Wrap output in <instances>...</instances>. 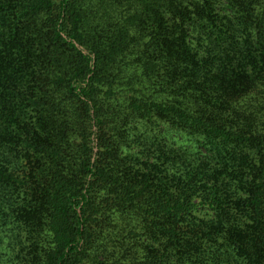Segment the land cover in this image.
<instances>
[{"label": "trees", "instance_id": "obj_1", "mask_svg": "<svg viewBox=\"0 0 264 264\" xmlns=\"http://www.w3.org/2000/svg\"><path fill=\"white\" fill-rule=\"evenodd\" d=\"M0 264H264V0H0Z\"/></svg>", "mask_w": 264, "mask_h": 264}, {"label": "rangeland", "instance_id": "obj_2", "mask_svg": "<svg viewBox=\"0 0 264 264\" xmlns=\"http://www.w3.org/2000/svg\"><path fill=\"white\" fill-rule=\"evenodd\" d=\"M128 144H129V147H130L131 150H132L134 144H133L132 142H129ZM136 157H137V156H134V157L130 160V162H127V164H129L128 167H127V169H128V173H129L130 175H133V174H138V175H139V173H137L136 170H137V168H138L139 166H141V162H139V161L137 160ZM196 213H197L198 215L200 214L199 211H196ZM196 213H194V214L196 215ZM140 252H142V250H141ZM153 258H154V257H153ZM154 259H155V258H154Z\"/></svg>", "mask_w": 264, "mask_h": 264}]
</instances>
